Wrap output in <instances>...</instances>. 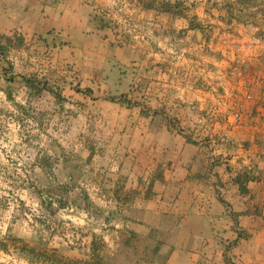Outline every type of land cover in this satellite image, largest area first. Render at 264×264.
<instances>
[{
    "label": "crops",
    "instance_id": "0c3cea01",
    "mask_svg": "<svg viewBox=\"0 0 264 264\" xmlns=\"http://www.w3.org/2000/svg\"><path fill=\"white\" fill-rule=\"evenodd\" d=\"M0 35L1 79L45 82L88 140L77 168L104 172L90 184L120 214L105 238L127 264H264V0H0ZM243 83L229 127L224 93Z\"/></svg>",
    "mask_w": 264,
    "mask_h": 264
},
{
    "label": "rangeland",
    "instance_id": "374dc122",
    "mask_svg": "<svg viewBox=\"0 0 264 264\" xmlns=\"http://www.w3.org/2000/svg\"><path fill=\"white\" fill-rule=\"evenodd\" d=\"M1 78L0 264H127L105 238L121 227L120 214L109 219L90 184L91 172H104L77 168L86 155L76 148L88 140L74 137V122L51 96Z\"/></svg>",
    "mask_w": 264,
    "mask_h": 264
},
{
    "label": "built area",
    "instance_id": "2783aa9c",
    "mask_svg": "<svg viewBox=\"0 0 264 264\" xmlns=\"http://www.w3.org/2000/svg\"><path fill=\"white\" fill-rule=\"evenodd\" d=\"M233 71L234 74L241 76V70L235 68L233 69ZM241 85V87L238 86L224 93V95L227 96L226 101L228 104L225 109L220 111L216 109L217 111H219L220 115L222 116V119L224 120V122H226L229 127H235L243 123V106L246 103L245 101L253 98V93L250 91V89L244 83ZM192 107L193 109H197L196 105H193ZM172 125L175 127L176 130L182 132L187 136H190L191 139L198 144H207L210 147H214L215 143L218 142L216 139L212 141L206 140L205 137L201 135V132L197 131L194 128H183L175 120H172ZM219 139L223 142L227 141L225 136H220ZM212 161H215L214 157H212ZM248 168L251 169L253 167L249 166Z\"/></svg>",
    "mask_w": 264,
    "mask_h": 264
},
{
    "label": "trees",
    "instance_id": "16d2710c",
    "mask_svg": "<svg viewBox=\"0 0 264 264\" xmlns=\"http://www.w3.org/2000/svg\"><path fill=\"white\" fill-rule=\"evenodd\" d=\"M169 8V7H167ZM170 9V8H169ZM17 43L18 44H22V41L20 40V38H17ZM13 42V39L9 36L6 35H0V60L3 61L5 64V68L7 70V72H9V60L7 58L8 56V51H9V47L11 46ZM11 79H13L12 77L7 78V81H11ZM23 82H25L27 85H29V87L34 89L33 93H41L42 92V88H47V84L43 81H38V80H34L32 78H27L26 76H22ZM49 89V88H48ZM130 104V101L128 102ZM244 177L243 178H239V181L243 182L244 179H249L252 178L253 176H251V174H249V172L245 171L244 172Z\"/></svg>",
    "mask_w": 264,
    "mask_h": 264
}]
</instances>
